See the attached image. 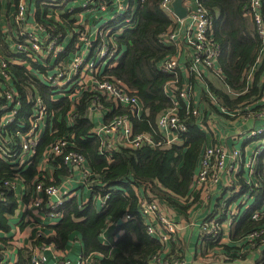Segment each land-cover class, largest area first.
Listing matches in <instances>:
<instances>
[{
  "label": "trees",
  "instance_id": "trees-1",
  "mask_svg": "<svg viewBox=\"0 0 264 264\" xmlns=\"http://www.w3.org/2000/svg\"><path fill=\"white\" fill-rule=\"evenodd\" d=\"M200 2L214 19L212 37L219 49L215 64L222 72L224 83L235 92L232 95L209 84L218 104L224 105L230 111L239 108V113L245 115L249 111L260 112L263 103L255 99L262 90L264 55L258 58L261 40L251 18L245 15L247 0H200ZM17 3L18 0H0V57L2 55L23 57L20 54H10L9 40L6 33L2 32L4 16L7 18L10 13L12 14ZM133 3L135 4L134 0H129V6ZM129 6L127 12L134 25L124 27L113 37L112 46L117 55L110 60L108 66L114 61L115 65L104 67L101 74L116 84L119 83L130 92V95L134 94L137 97L142 105V114L140 118L131 117L132 132L151 134L159 142L154 147L143 144L133 148L118 144L108 150L102 149L101 139L92 131L94 121L88 117L92 101L97 96L101 106L106 109L104 122L124 113L127 107L115 105L111 100L101 97L98 92L88 89L80 91L73 100H70L67 95H56L58 91L48 86L47 81L31 73H45L47 70L53 73L55 65L60 62L67 63L64 58L71 52L75 54L79 51L74 41H77L80 28L77 26L76 30L73 29L75 28L73 20L67 19L68 22L61 23L52 16H46L44 13L48 14L47 9L40 13L41 10L36 4L34 11L39 22L55 33L62 31L61 38L67 28L73 29L72 39L67 45H63V49L53 60L49 57L43 59V62L30 60L31 71L24 64H15L9 60L4 67L11 77L19 101L14 121L2 129L7 139L17 144L19 136L16 132L25 130L29 125L28 118L37 96L51 112L52 118L50 127L47 126L41 135L26 168L20 167L16 170V161L0 156V232L10 230L8 216L13 214L18 206L13 188L3 186V181L8 178H21L25 184L30 185L29 194L33 196H36L34 187L36 183L43 186L63 183L71 172L61 156L49 158L52 165L56 166L51 180L38 175L37 163L56 137L67 136L70 144H67L64 151L79 152L88 166L89 180L84 185L90 189V197L85 202L78 201L75 196L67 198L59 207L62 214L53 225V234L46 237L39 235L32 245L36 247L43 243H52L57 249L63 250L70 236L77 233L84 246L83 257L87 258L94 253L100 254L98 257L94 255L87 264L152 263L153 255L163 248V243L156 235L148 232L146 221L139 211V198L132 186L142 187L147 199L154 196L174 209H185L187 205L181 204L179 200H187L194 192L193 179L199 168L201 154L208 145L207 132L201 124L205 125L210 114L221 113L216 105L209 103L208 109L201 113V120L197 121V117L187 114L186 109L181 108L179 116L186 126V132L179 135V142L168 145L164 143V134L157 130V119L172 104L171 98L165 92V86L175 76L162 71L159 64L175 50L174 47L160 41V34L167 30L173 20L162 9L161 0H137L135 11L132 13ZM260 9L264 16V0H261ZM66 12L62 17H66L64 16ZM9 18V25L12 28L11 16ZM118 21L113 20L106 27L116 31L120 25ZM14 38L22 42L20 37ZM100 41L101 38L94 42L93 46ZM249 72H252V79L247 82ZM60 89L62 91L64 86ZM203 99H206L205 95ZM10 104L1 95L0 115L15 106ZM69 115L70 123L67 121ZM257 168L258 175H262L263 168L261 166ZM238 175L241 177L240 173L237 177ZM254 177L255 180L252 181L240 179L241 186L237 192L232 193L229 198L221 197L215 208L207 213L206 219L212 215L218 217L217 224L220 232L221 230L223 232L221 225L224 220H228V206L237 203V200H239L237 206L242 205L244 201L246 204L248 198L252 200L242 216L237 217V220H231L230 242L219 243L209 236H204L198 241L197 248L201 256L212 251L217 252V256L213 254L222 260L221 264H246L241 261L252 257L253 253L249 264H264V234L255 238L248 237L252 231L264 228L263 215L257 220L250 219V213L254 210H264V184L261 177L256 175ZM231 186H234V183ZM106 194L108 197L105 204L99 208L97 199ZM41 196L40 208L47 211L49 209L45 205L47 196L43 191ZM126 215L129 217L126 218ZM119 219L122 220L121 223H118ZM110 221L116 224L117 231L122 233L111 244H105L101 237ZM218 246L221 248H217ZM32 253L33 251L28 248L24 252L20 251L15 264H32Z\"/></svg>",
  "mask_w": 264,
  "mask_h": 264
},
{
  "label": "built area",
  "instance_id": "built-area-1",
  "mask_svg": "<svg viewBox=\"0 0 264 264\" xmlns=\"http://www.w3.org/2000/svg\"><path fill=\"white\" fill-rule=\"evenodd\" d=\"M44 1V3H41ZM39 2L38 7L42 13L45 9H50L48 6H61L66 5V0H42ZM195 4L192 5L188 2L185 8L187 9L186 16L184 18H178L172 9V0H161V7L165 13L169 16L176 17L180 24L174 26L173 23L167 28L165 32L160 34V41L163 44L174 47L175 52L172 55L164 58L160 64L159 68L166 72L174 74L175 78L170 80L165 86L166 94L171 98L172 104L164 112L160 114L157 119V130L167 131L172 136L169 137L164 134V143L171 144L179 140V135L186 132V126L179 116V110L181 108L186 109L187 114H191L194 117L200 115V107L197 103H192L191 96L193 93V85L188 80V83H179L177 70L182 66L180 64V59L185 56L189 59V65L186 67L189 72L187 74L189 77L196 80L204 79V71L208 70L217 79L223 81L222 72L216 66V60L219 54L218 45L215 43L212 37V27L214 24V19L212 14L201 4L200 0H194ZM247 8L245 15L249 16L254 24L255 31L261 40V47L259 49L258 58H262L264 55V16L261 12V0H247ZM80 7L82 8H96L100 11L108 12V20L104 23L103 27L97 28L95 32V38H91L92 32H87L86 28H80L77 33V40L82 45H84V51H89L90 56L84 57L83 51H81V45H79V51L73 54L70 61L63 64L60 62L53 68V73H49L48 70L43 74V78L47 81L48 86H50L54 91H59L62 86L64 89L71 84L68 90H62L61 95H67L70 100H73L80 91L88 89L98 92L101 97L106 100H111L115 105H122L127 107L125 112L112 117L109 121L99 123L95 125L92 129L93 134L101 139L102 149H111L118 144H123L130 147H138L143 144L150 146H156L159 144L153 136L149 133H139L133 134L131 126V117L140 118L142 114V105L139 103L137 97L134 94L130 95V92L125 90L119 83H115L105 75L101 74L102 66L105 62H110L116 57V50L112 46L113 37L120 33L124 27H133L134 23L131 21L130 15L123 14L126 12L128 5L123 4L121 0H81ZM32 8V10H30ZM36 3L33 0H18L14 12L11 14L12 28H10L9 21L7 22V30H3L6 33V38L12 40L10 47H13V52L16 54L24 55L27 61H43V59L50 58L53 60L58 53L63 49L64 46L61 45V33H55L44 26L41 22L36 21L34 15L36 14ZM46 16L48 14L44 13ZM32 18V22L29 20ZM10 19V18H9ZM118 19L119 26L116 31L112 28L106 27L108 23L113 20ZM187 20L188 23H185ZM13 32V34H12ZM101 37H99L98 35ZM97 35V36H96ZM15 36L21 38L22 42L18 40H13ZM106 36V38H105ZM99 38L101 41L93 47V43ZM94 41V42H93ZM185 54V55H184ZM10 61L15 64L21 63L19 57H14ZM8 61L0 59V73L3 74L4 78L8 79L10 77L9 73L4 70L6 63ZM201 66V67H200ZM64 69H69V72H65ZM55 71V72H54ZM177 77V78H176ZM252 72L248 73L247 82L251 81ZM228 88V87H227ZM229 90V88H228ZM17 92L15 90H5L1 95L5 97L8 103L15 104L12 109H9L0 115V156L4 159L11 158L14 161L22 160L24 158H31L35 153V148L44 130L50 127V121L52 118L51 112H49L42 102V99L37 96L33 101L32 113L30 114L28 121L29 125L25 130H17V135L19 136V141L15 144L14 141L7 139L6 135L2 131L5 126L14 121L15 112L18 106V99L16 98ZM59 95L57 92L56 95ZM205 98L204 102L206 106L209 103L216 105L218 110L223 114H231L224 105H219L217 99L208 84H205L204 89ZM1 97V96H0ZM258 102L263 103V107L260 112L253 113L249 111L246 115L248 116H264V76L262 79V90L258 96ZM5 105V104H4ZM73 106V105H72ZM11 107V106H8ZM246 109H248L246 107ZM105 110L96 98L92 101L89 112L96 111L105 114ZM233 113L237 115H245L239 113V108ZM232 113V114H233ZM209 115L208 119H212ZM68 123L71 122V116H67ZM215 125L211 124V127ZM261 132V128L252 129L248 132V139L254 137L257 133ZM4 134V135H2ZM178 138V139H177ZM264 139V135L261 137ZM67 144H70L67 136H58L46 149L45 153L47 158H52L56 156H61L62 160L69 167L71 174L78 172L81 174V179L83 184L89 177V170L85 167V160L82 154L74 150L64 151ZM262 144V142H261ZM261 148V147H260ZM261 150L254 152L252 157L245 158L242 150H238L234 145H227L222 140H218L213 144H208L204 148L201 157L198 171L196 172L192 187L194 192H201L209 198V191L214 189L218 184L219 173L225 177V183H234L237 174L242 170L246 171L250 181H252V175L261 177L264 184V169H262L263 174L258 175V168L256 166V160L258 158V153ZM260 171V170H259ZM234 175V176H233ZM221 176V177H222ZM233 176V180L231 177ZM68 178V177H67ZM64 180V182L67 180ZM11 179H5L3 181V186L14 187V181ZM63 182V183H64ZM60 185L49 184L43 186L41 183H36L34 185L35 190L39 192H44L47 196L45 204L49 207V215L52 217H60L62 214L60 205L71 195L73 192L68 190H63ZM258 181H256L257 185ZM233 184L226 186L229 187ZM238 190V188H237ZM237 192V191H236ZM200 194V193H199ZM54 196L55 198H53ZM106 194L101 197L102 205L105 204ZM41 199L36 201L38 206ZM139 211L144 217L147 230L149 233L156 235L158 239L164 243L168 240L174 239L172 235L177 230L175 222L163 211L162 202H160L156 197L147 199V197L139 200ZM238 208L235 204L228 206L227 218L229 224L234 217L239 215ZM211 212V211H210ZM208 212V214L210 213ZM263 209L254 210L250 213V219L257 220L262 215L264 216ZM206 215L199 224L198 240L204 236H209L213 241L222 242V237L224 231L220 232L217 224L218 217L212 215L206 219ZM126 218L129 215L125 216ZM228 224V225H229ZM221 228L224 227L221 225ZM264 234V228L252 231L248 236L249 238H255L256 236ZM32 248V247H31ZM48 249H54L56 252L54 263L52 264H87L88 258L83 256L78 257L76 260L67 258V254L63 253L59 249H55L52 243H43L40 246L31 249L33 251L31 255L32 264H48L47 255L45 253ZM160 251L156 252L152 257V263L157 264H185V261L179 255H168L163 260H160ZM5 259L4 251L0 249V264ZM151 263V264H152Z\"/></svg>",
  "mask_w": 264,
  "mask_h": 264
},
{
  "label": "crops",
  "instance_id": "crops-1",
  "mask_svg": "<svg viewBox=\"0 0 264 264\" xmlns=\"http://www.w3.org/2000/svg\"><path fill=\"white\" fill-rule=\"evenodd\" d=\"M78 1L79 5L81 0H73L68 2L66 5L61 6H48V15L51 17H54L57 21L63 23L68 22V20H73V27L74 30L77 29V26L79 28H86L87 32H92L91 38H95V31L97 28L103 27L104 23L108 20V12L106 11H100L96 8H82V7H74L73 2ZM101 0H97V2H100ZM123 4H127L129 6V0H121ZM135 4L133 3L132 6H129L131 9V13L135 11L137 0H134ZM173 1V0H172ZM190 2L192 5L195 4L194 0H182L183 5ZM52 9V10H51ZM32 10V8L30 9ZM68 11V12H66ZM64 12H66V17H62ZM127 12V10H126ZM126 15H129L127 12ZM10 16V14H9ZM9 16L6 18L4 16V20L2 22V32L3 30H7V22L9 20ZM170 17L173 20V25L178 26L180 24L179 20L176 17H173L170 15ZM103 18H106V21L103 22V24L99 25V22ZM65 21H64V20ZM31 21L32 18H29ZM33 21V20H32ZM31 21V22H32ZM185 23H188L187 20H185ZM64 31V34L61 38V45L65 46L68 44L69 40L72 39V34L74 33L73 29H69ZM62 33V31H60ZM13 34V32H12ZM97 36V35H96ZM9 40V39H8ZM13 40L16 41L15 38ZM75 40V39H74ZM12 40H9V51L10 54H16L13 52V47H10ZM76 47L78 48L79 45H81V51H83L84 57H89L90 53L89 51H84V45H82L80 42L74 41ZM94 42V41H93ZM94 47V46H93ZM79 50V48H78ZM74 53H70L66 58H64V61H70L73 57ZM185 55V54H184ZM12 56V57H11ZM10 57H7L5 55H2L0 59L13 61L14 58L13 55ZM22 58H20L21 63H24L26 68L31 71V65L29 64V61L25 58L24 55ZM41 62V60H40ZM43 62V61H42ZM110 62H105L104 66H102L101 71L103 72L104 67L108 66ZM183 63V64H182ZM180 64L182 66L177 70V72H180L178 74V82L181 83H188V80L193 85V93L191 96L192 103H197L200 107V115L197 117L198 120H201L202 117V111L204 109H208L206 106L203 96H204V89L205 84H210L216 89L220 90H226L230 92L232 95L235 92H232L230 89L228 90L227 85L224 83V81L217 79L215 76L212 75V73H209L208 70L204 71V79L203 81L201 79H194L189 77L187 72V66L189 65V59L183 56L182 59H180ZM115 65V61L109 65L113 66ZM201 67V66H200ZM47 72V71H44ZM55 72V71H54ZM34 76H37L39 78H43V74L41 72H31ZM51 73V72H50ZM177 78V77H176ZM15 90L14 86L11 82V79L4 78L3 74L0 73V96L5 90ZM36 97V95H34ZM55 97H58L54 95ZM57 99V98H54ZM88 117L94 121L95 125L99 123L104 122V114L100 112H89ZM212 119L206 120L205 125L201 124V127L206 130L207 136H208V144H213L214 142L218 140H222L227 145H234L236 142L240 140L242 136H244L243 143L241 145V150L245 158L247 159V155L252 156L254 152L256 151L257 147L261 145L260 138H255L254 140H249L247 135L248 132L252 129L257 128H264V116H248V115H237L235 118H231L227 114H221V113H213L211 115ZM208 119V118H207ZM211 123H215L211 127ZM160 133L163 131L160 130ZM163 134H166L167 136L171 137L172 135L168 133L167 131H164ZM261 137V136H259ZM178 139V138H177ZM180 140L175 141L176 143ZM174 142V143H175ZM172 144V143H171ZM253 150L251 151L250 149ZM262 151V150H261ZM258 153V158L256 160V166H261L264 169V150L262 152ZM47 154L44 152L42 159H40L37 163V170L38 175L42 176L45 179H53V173L56 171V166L54 167L49 158H47ZM24 158L17 160V165L15 166L18 170L20 167L26 168L29 164V160ZM18 164H23L21 166H18ZM86 169H88L87 164H85ZM23 168V169H24ZM89 170V169H88ZM240 176H236L234 181V187L237 186L239 188L241 186L240 179L250 181V178L246 171L242 170L240 172ZM251 180H255L254 175H252ZM66 179V178H65ZM64 179V180H65ZM14 181V193L17 198L18 206L15 209L14 213L8 216V221L10 224V230L7 232H0V249L4 251L5 259L2 262L3 264H15L18 261L19 253L20 251L24 252L25 249H33L36 247H33L32 242L39 236H49L53 234V225L58 221V218L50 216L47 211H43V209L40 208L42 205H36V201L41 199L42 202V192L35 191V195L29 194V184H25L24 181L21 178H13ZM244 180V181H245ZM33 181V180H32ZM226 179L225 177H221L218 184L214 189H211L209 191V198L201 193V192H192L191 196L184 201L183 199L179 200L181 204L187 205L185 209L182 208H172L168 204L163 203L162 209L163 211L175 222L177 226L176 232L172 235L174 239L168 240L163 243V248L160 250V260H163L166 258L169 254L170 255H179L181 256L185 264H206L203 259H201V253L198 252V231H199V224L204 218L205 214L210 212L215 208V204L218 203L221 200V197L226 195L224 190L226 188L225 185ZM81 186V187H80ZM80 187V188H79ZM63 190H68L73 192L78 201H87L90 197V189L87 187V185L83 184V181L81 179V174L78 172H74L73 174H70L67 178V180L63 183V186L61 187ZM132 189L136 196H138L139 200L146 197L144 190L142 187H138L136 185L132 186ZM70 196V197H71ZM231 196V195H230ZM229 196V197H230ZM36 197V198H35ZM228 197V198H229ZM69 198V197H68ZM225 198V197H224ZM249 200V198H248ZM40 202V203H41ZM247 203V202H246ZM237 206V203L234 202ZM46 205V204H45ZM246 205L245 201L242 205L237 206L239 215L238 218L242 216L245 213V209L247 206L242 210V206ZM97 206L100 208L102 206V200L101 198L97 199ZM249 206V205H248ZM49 208V207H48ZM98 208V209H99ZM234 217L233 220H237L238 218ZM227 221L224 220L222 222V225L224 226V230L226 231L222 237V242L228 243L230 242L227 238V232L229 231L230 225H228ZM122 233V231H117L116 224H114L112 221L107 223L106 228L103 230V234L101 237V241L105 244H111L115 239ZM226 239V240H225ZM180 246V247H179ZM32 247V248H31ZM55 249H57L55 247ZM84 246L82 243V240L80 236L75 233L72 236H70V239L67 242L66 247L60 251L67 254V258H70L72 260H76L78 257L83 255ZM48 259V264L54 263L56 252L54 249H48L45 251ZM96 255L97 257L100 256V254H90L88 255V263H90L92 257ZM253 253L251 259L253 258ZM249 259V258H248ZM157 264V263H152Z\"/></svg>",
  "mask_w": 264,
  "mask_h": 264
},
{
  "label": "rangeland",
  "instance_id": "rangeland-1",
  "mask_svg": "<svg viewBox=\"0 0 264 264\" xmlns=\"http://www.w3.org/2000/svg\"><path fill=\"white\" fill-rule=\"evenodd\" d=\"M34 1V3H36V4H39V2H41L42 0H33ZM67 1H70V0H66V1H64L63 3H65V2H67ZM27 2H29V0H27ZM41 3H44V1H42ZM73 6L74 7H76V8H78L80 5H79V3H78V1H74L73 2ZM52 10V9H51ZM34 18H35V20L36 21H39L38 19H37V16H36V14L34 15ZM104 21H106V18H103L102 20H101V22H99V25H101V24H103V22ZM105 38H106V36H105ZM104 66V65H103ZM64 71L65 72H69V69H64ZM71 87V84H69L67 87H66V89H64V90H68L69 88ZM58 93H59V95H61L63 92L61 91V89L58 91ZM258 100V98L257 99H255V101H257ZM228 110V109H227ZM229 112H234L235 110H228ZM94 112H96V111H92V113H94ZM97 113V112H96ZM229 114V116L231 117V118H235L236 116H237V114L236 113H233V114ZM211 124H213V123H211ZM94 126H95V123H94ZM93 126V127H94ZM264 135V128H261V132H259V133H257L254 137H252V138H249V140H254L255 138H260V141L262 142V144L260 145V146H258L257 147V150L259 149V150H264V139H262L261 137ZM259 136H261V137H259ZM243 139H244V136H242L241 138H240V140L238 141V142H236V144H235V146H236V148L238 149V150H240V148H241V145H242V141H243ZM261 147V148H260ZM133 148H135V147H133ZM251 151L253 150V148L252 149H250ZM261 151V152H262ZM251 158L252 156H250V155H247V160H248V158ZM21 165H23V164H18V166H21ZM221 176H222V173H219V178H221ZM234 176V175H233ZM233 176L231 177V179L233 180ZM89 180V179H88ZM88 180H86L85 181V183H87L88 182ZM229 184H233V183H230V182H228V183H225V185L227 186V185H229ZM237 191V186H229L228 188H227V190L225 189L224 190V192L226 193V195H224V197L225 198H228L232 193H234V192H236ZM185 200V199H184ZM186 201V200H185ZM242 201H244V200H242ZM239 203V200H237V204ZM252 203V200H248L247 201V203H246V205H243L242 206V210L246 207V206H248V205H250ZM227 223L229 224V222L227 221ZM223 226V225H222ZM224 227V226H223ZM223 231H224V233L226 232L224 229H223ZM176 232V231H175ZM226 239H229V232H227V238ZM225 239V240H226ZM217 248H221V247H217ZM210 251V250H209ZM217 256V252H210V254H205L204 256H201V259H203L204 260V262L206 263V264H221L222 263V260L221 259H219V258H217L214 254ZM219 253V252H218ZM219 255H220V253H219ZM249 258V259H248ZM248 258H246L247 260H242L241 262L242 263H246V264H249L250 263V261L249 260H252L250 257H248Z\"/></svg>",
  "mask_w": 264,
  "mask_h": 264
},
{
  "label": "water",
  "instance_id": "water-1",
  "mask_svg": "<svg viewBox=\"0 0 264 264\" xmlns=\"http://www.w3.org/2000/svg\"><path fill=\"white\" fill-rule=\"evenodd\" d=\"M172 9L174 14L178 17V18H184L186 16V12L187 9L185 8V6L182 3V0H173L172 1ZM53 198H55L54 196H52ZM121 219L118 220V223H121Z\"/></svg>",
  "mask_w": 264,
  "mask_h": 264
}]
</instances>
